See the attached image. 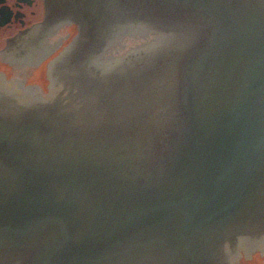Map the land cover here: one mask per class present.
Here are the masks:
<instances>
[{
  "label": "water",
  "instance_id": "95a60500",
  "mask_svg": "<svg viewBox=\"0 0 264 264\" xmlns=\"http://www.w3.org/2000/svg\"><path fill=\"white\" fill-rule=\"evenodd\" d=\"M45 16L77 32L46 91L0 76V264L264 246V0H45Z\"/></svg>",
  "mask_w": 264,
  "mask_h": 264
},
{
  "label": "flooded vegetation",
  "instance_id": "af4514ba",
  "mask_svg": "<svg viewBox=\"0 0 264 264\" xmlns=\"http://www.w3.org/2000/svg\"><path fill=\"white\" fill-rule=\"evenodd\" d=\"M76 32L73 22L46 18L45 0H0V76L46 91L48 62ZM229 264H264V246L241 249Z\"/></svg>",
  "mask_w": 264,
  "mask_h": 264
},
{
  "label": "snow or ice",
  "instance_id": "6c2138e0",
  "mask_svg": "<svg viewBox=\"0 0 264 264\" xmlns=\"http://www.w3.org/2000/svg\"><path fill=\"white\" fill-rule=\"evenodd\" d=\"M128 3H134L135 0H127ZM145 2H148V3H154L156 2V0H145ZM161 3H163V0H160Z\"/></svg>",
  "mask_w": 264,
  "mask_h": 264
},
{
  "label": "rangeland",
  "instance_id": "374dc122",
  "mask_svg": "<svg viewBox=\"0 0 264 264\" xmlns=\"http://www.w3.org/2000/svg\"><path fill=\"white\" fill-rule=\"evenodd\" d=\"M44 85H45V82H44V84H43V87H44Z\"/></svg>",
  "mask_w": 264,
  "mask_h": 264
}]
</instances>
